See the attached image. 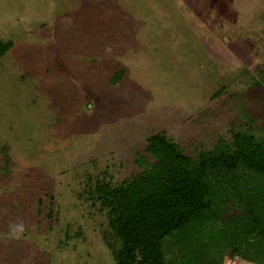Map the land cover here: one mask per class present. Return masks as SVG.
Returning a JSON list of instances; mask_svg holds the SVG:
<instances>
[{
    "label": "rangeland",
    "instance_id": "obj_1",
    "mask_svg": "<svg viewBox=\"0 0 264 264\" xmlns=\"http://www.w3.org/2000/svg\"><path fill=\"white\" fill-rule=\"evenodd\" d=\"M0 41V264H114L84 187L154 134L264 136V0H0Z\"/></svg>",
    "mask_w": 264,
    "mask_h": 264
},
{
    "label": "trees",
    "instance_id": "obj_2",
    "mask_svg": "<svg viewBox=\"0 0 264 264\" xmlns=\"http://www.w3.org/2000/svg\"><path fill=\"white\" fill-rule=\"evenodd\" d=\"M11 47L0 41V57ZM248 75L264 87V63ZM240 127L193 155L154 134L134 159L138 173L119 184L107 173L87 180L114 264H264V136Z\"/></svg>",
    "mask_w": 264,
    "mask_h": 264
},
{
    "label": "clouds",
    "instance_id": "obj_3",
    "mask_svg": "<svg viewBox=\"0 0 264 264\" xmlns=\"http://www.w3.org/2000/svg\"><path fill=\"white\" fill-rule=\"evenodd\" d=\"M14 229H21L22 228V225H14V226H12Z\"/></svg>",
    "mask_w": 264,
    "mask_h": 264
}]
</instances>
